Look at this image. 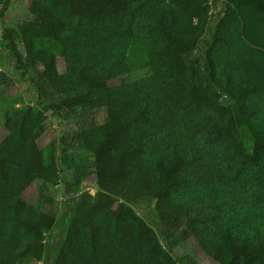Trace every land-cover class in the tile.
Instances as JSON below:
<instances>
[{"label":"trees","instance_id":"trees-1","mask_svg":"<svg viewBox=\"0 0 264 264\" xmlns=\"http://www.w3.org/2000/svg\"><path fill=\"white\" fill-rule=\"evenodd\" d=\"M222 1L211 13L208 0H28L3 23L0 44L44 109L0 124V264L45 254L57 218L53 198L27 197L35 183L77 194L91 176L97 191L78 195L53 264H197L176 257L188 239L215 264H264V0ZM143 68L150 79L126 81ZM12 87L0 71V102L21 101ZM98 110L101 123L85 119ZM46 113L77 122L59 154L36 146ZM200 141L209 155L187 152ZM221 145L226 172L204 163ZM152 203L156 228L134 210ZM254 207L263 228L249 227Z\"/></svg>","mask_w":264,"mask_h":264},{"label":"rangeland","instance_id":"rangeland-1","mask_svg":"<svg viewBox=\"0 0 264 264\" xmlns=\"http://www.w3.org/2000/svg\"><path fill=\"white\" fill-rule=\"evenodd\" d=\"M210 4L214 7L211 10V13L214 10L221 9L222 0H208ZM223 2V1H222ZM28 0H9L8 7L2 13L0 9V43L2 42L3 32L2 27L3 23L7 25H12L14 22L21 20L25 17V12L27 9ZM20 50L24 53V47L19 44ZM134 58V55L131 56ZM14 58L12 56V51L10 45L5 42L0 44V71L5 72L12 80L14 87H12L7 93L12 98L20 97L21 101L18 104H12L8 101L0 102V124L3 121V118L6 114H12L15 110L30 106L38 110H43L44 107L38 103L39 97L37 90L33 84L29 81L28 77H21L19 72L14 70ZM138 66H141L140 64ZM58 69L61 73L64 72V62L61 58L58 59ZM152 72L147 69H139L126 78L128 82H140L147 79H150ZM11 100V98H10ZM85 119L92 120L95 123H101L105 117L106 113L104 110L98 111H87L84 113ZM46 133L39 139L37 142V147L39 149L45 148L51 142H56L57 153L61 152V139L66 133L71 132L74 127L77 126V122L71 118L65 116L64 114H51L46 113ZM187 152H195L196 154H201V156L209 155L208 146L203 142H195L188 146ZM215 155H211L209 158L206 157L204 163L210 167H215L223 172H226V168L231 165H234L232 160L234 159L230 155V151L227 150L223 145L217 146L215 150ZM77 157L83 156L82 153H76ZM28 156V155H27ZM26 156V157H27ZM221 158V159H220ZM194 161V160H193ZM192 161V162H193ZM224 168H223V166ZM95 177H89L80 187L79 193L75 194L74 190L68 187L65 181H60L57 185H47L42 183H35L27 192V197L29 199L36 200L40 192H43L50 198L54 200V212L57 218V226L54 228L52 233L47 235L46 240V251L45 254L40 259L36 260H26L21 264H53L56 257V242L62 237L63 226L66 222L70 211L77 200V197L80 193L88 191L91 194H95L97 189L95 187ZM264 207V203L262 204ZM136 213L142 217L151 227L156 228L158 225L157 214L155 211V203L150 204L149 206H144L142 208L134 207ZM263 211V208H262ZM264 212V211H263ZM262 212L258 208H250L247 210L246 215L249 218V227L251 228H263V220L260 218ZM176 257H182L187 254L197 264H215V262L207 257L195 244L193 239H188L183 242L181 247L176 251ZM175 256V255H174Z\"/></svg>","mask_w":264,"mask_h":264}]
</instances>
